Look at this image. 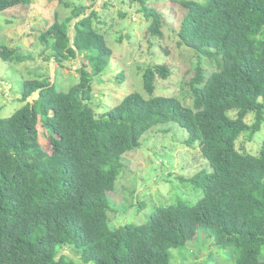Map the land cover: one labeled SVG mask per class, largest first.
Returning <instances> with one entry per match:
<instances>
[{"label":"trees","instance_id":"obj_1","mask_svg":"<svg viewBox=\"0 0 264 264\" xmlns=\"http://www.w3.org/2000/svg\"><path fill=\"white\" fill-rule=\"evenodd\" d=\"M33 1L0 0V16ZM131 2L141 3L150 36L163 38L162 13L147 0ZM180 5L185 15L179 44L216 63L210 76L197 68L189 84L192 106L177 96H155L157 77L171 73L168 66H155L142 77L148 98L131 93L98 116L94 86L113 57L94 25L98 14L77 8L41 35L60 70L78 57L83 64L68 88L59 73L56 82L24 80L23 106L0 118V264H172L173 251L206 233L212 246L230 253L225 262L264 264V142L258 156L236 146L244 132L253 139L264 126V0ZM0 58L10 65L31 59L4 45ZM123 81V74L117 77ZM171 122L189 134V147L199 145L211 168L189 182L202 197L194 205L179 198L155 208L143 224L113 228L112 197L125 156L141 148L149 130ZM39 124L50 134L51 153L40 143ZM138 207L141 214L148 205ZM66 249L79 261L63 254ZM215 259L210 253L200 264Z\"/></svg>","mask_w":264,"mask_h":264},{"label":"rangeland","instance_id":"obj_2","mask_svg":"<svg viewBox=\"0 0 264 264\" xmlns=\"http://www.w3.org/2000/svg\"><path fill=\"white\" fill-rule=\"evenodd\" d=\"M131 1L34 0L28 6L4 12L0 16V45L31 59L10 65L0 58V118L11 116L23 106L20 99L24 80L49 77L56 82L59 73L62 88H68L75 83L70 82L72 78H79L82 58L68 61L60 70L58 63L51 59L52 48L41 41V35L50 25L56 20L65 21L77 8H85L87 15L98 14L94 25L105 35L113 50L112 66L96 79L94 86L97 97L93 107L98 116L131 93L139 92L148 98L142 77L148 67L155 66H168L171 70L169 78L157 77L155 96H177L184 105L192 106L193 94L189 84L197 68L203 67L210 76L216 70V63L179 44L178 33L185 15L180 0H147L148 6L164 16L163 38L150 36V22L141 11V3L132 4ZM121 14L126 16L122 18ZM74 34L71 25L72 37ZM122 74L124 81L118 83L117 77ZM29 101L33 102V98ZM230 116L235 118L237 113L232 112ZM247 123L252 126L254 117H249ZM38 127L40 143L51 153L50 134L41 124ZM188 138L189 134L174 122L158 125L143 136L140 149L125 156V170L116 182V193L112 197L117 211L111 214L113 228L126 223L143 224L155 208L173 204L179 198L191 205L200 200L203 193L194 190L189 182L201 171H210L211 168L198 144L188 146ZM263 142L264 126L253 139L249 132H244L236 146L239 151L258 156ZM141 203H147L148 207L140 214L138 206ZM212 243L211 235L203 234L185 250L173 251L172 264H200L209 258L210 253L215 254L214 264H232L225 262L230 253L219 251ZM63 254L79 261L70 249Z\"/></svg>","mask_w":264,"mask_h":264}]
</instances>
